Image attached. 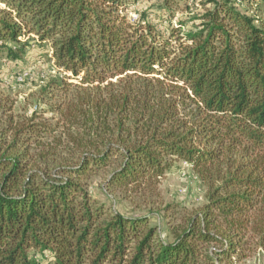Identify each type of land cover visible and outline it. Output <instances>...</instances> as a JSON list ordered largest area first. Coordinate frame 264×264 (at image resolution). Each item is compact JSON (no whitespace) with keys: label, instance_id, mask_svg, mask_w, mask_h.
<instances>
[{"label":"trees","instance_id":"trees-1","mask_svg":"<svg viewBox=\"0 0 264 264\" xmlns=\"http://www.w3.org/2000/svg\"><path fill=\"white\" fill-rule=\"evenodd\" d=\"M0 0V60L57 74L18 114L0 67V264H247L264 253V19L242 0ZM264 4V0H261ZM181 15V16H179ZM155 22H157L155 24ZM206 203L163 238L103 194L157 195L178 164Z\"/></svg>","mask_w":264,"mask_h":264},{"label":"rangeland","instance_id":"rangeland-1","mask_svg":"<svg viewBox=\"0 0 264 264\" xmlns=\"http://www.w3.org/2000/svg\"><path fill=\"white\" fill-rule=\"evenodd\" d=\"M203 1L205 0H198L195 4ZM159 3L160 0H139L135 10L149 11L152 10V6ZM238 3L241 10L264 19V4L261 0H242ZM48 58L41 49L35 48L21 62L11 63L0 60V67L7 74L1 92L3 96L10 95L16 101V113L31 115L35 108L42 109L41 116L49 119L50 124L54 126L57 115L47 104L41 102L46 85L57 75L49 64ZM21 79L25 81L21 82ZM91 186L95 198L99 202L106 203L113 210L130 217L147 214L151 218V223L158 227L165 239H169V224L176 219L171 211H168L169 206L181 205L191 210L206 203L205 188L191 168L181 163L160 181L157 195L142 194L123 197L117 194L106 198L102 193L100 177L92 180ZM247 264H264V253H257Z\"/></svg>","mask_w":264,"mask_h":264},{"label":"built area","instance_id":"built-area-1","mask_svg":"<svg viewBox=\"0 0 264 264\" xmlns=\"http://www.w3.org/2000/svg\"><path fill=\"white\" fill-rule=\"evenodd\" d=\"M26 77H27V76H26ZM20 81H21V82H24L25 80H24V79H21ZM35 110H37V108H35Z\"/></svg>","mask_w":264,"mask_h":264}]
</instances>
